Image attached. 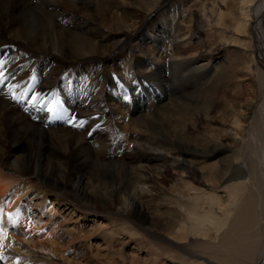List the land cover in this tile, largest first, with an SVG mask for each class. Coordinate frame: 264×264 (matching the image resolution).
<instances>
[{
  "label": "bare ground",
  "instance_id": "6f19581e",
  "mask_svg": "<svg viewBox=\"0 0 264 264\" xmlns=\"http://www.w3.org/2000/svg\"><path fill=\"white\" fill-rule=\"evenodd\" d=\"M170 2L146 0L140 7L127 0H0V258L4 264H89L77 260L78 253L72 255L63 235L91 248L101 232V240L110 245L109 232H121L118 226L100 222L99 214L116 207L133 208L153 222L150 227H156L153 232L163 242L162 253L179 255L184 264H195L187 254L207 264L254 260L263 264V164H255L246 149L250 106L221 110L213 106L219 85L215 77L201 81L217 69L216 59L209 58L205 48L195 55L180 52L184 46L189 49L203 42L204 30L196 25L200 19L196 17L194 24L192 13L186 29L180 30L175 27L177 17L171 19L172 25L154 20ZM243 2H249L250 9L260 5L255 0ZM227 6L226 0L212 5L222 30L227 32L230 26L240 30L254 20L245 7L237 9L238 17L232 13L228 19ZM21 64L28 70L19 75ZM222 70L220 75L227 76V69ZM62 73L68 85L61 82ZM57 81L64 87L60 89ZM81 84L87 90L83 97L76 93ZM138 92L145 94V103L136 101ZM173 97L180 99V110L166 102ZM77 107H84V112L91 108L87 114H95L98 121L107 116L105 124L110 125L114 140L123 139L128 152L106 149L104 142L90 145ZM62 112L77 127L68 129L66 121L56 119L54 115ZM93 153L95 161L98 156L113 161L108 163L112 180L106 178L115 184L109 195L117 197L113 205L91 202V188L103 178L88 180L81 173ZM171 170L175 177L168 184ZM134 179L135 196L121 195L124 183ZM23 206L28 211H22ZM151 206L163 207L162 213L171 218L158 224ZM66 211L72 216L63 219ZM80 218L90 229L98 226V233L81 230ZM153 253L151 264L169 262ZM125 264L149 263L126 259Z\"/></svg>",
  "mask_w": 264,
  "mask_h": 264
},
{
  "label": "rangeland",
  "instance_id": "374dc122",
  "mask_svg": "<svg viewBox=\"0 0 264 264\" xmlns=\"http://www.w3.org/2000/svg\"><path fill=\"white\" fill-rule=\"evenodd\" d=\"M127 1H132L140 7H144L146 2V0ZM216 1L217 0H171L170 5L163 8V10L159 12V16H156L154 20L160 23L164 19L167 20L168 25H172L173 20L171 19L173 17H177L176 20L178 22L175 27L180 30L186 29V27L188 26L187 22L188 20H190L192 13L195 14V16L193 17L194 24L196 17L200 19V21H197L196 25L204 30L203 42L197 44L196 46L193 45L189 49L184 46V48L181 49L180 52L181 54L185 55H195L196 53H201L200 50L202 48H205L210 51L208 57L212 58L213 56L216 59H214V64L217 69L213 71V74L211 73L212 75L210 74L211 76H208L201 82L204 83L206 82V80L210 81L215 77V80L219 87L214 94V97H212V104L213 106L217 107V110H221L226 107H237V105H246V108L250 106L249 111H247V118L249 121L246 124V149L248 150L247 153H249L251 160L255 164H263L261 168L263 169L264 177V0H261L262 3L259 0H255V3L260 2V5L259 7L253 9H250L251 6L249 2H243V0H226V2L228 3L227 11L228 13H230L228 14V19L232 17V13L233 16L238 17L237 9H239L240 7H245L246 10L254 14V20L251 22L247 21V24L243 25L240 30H237L234 26H230L227 32L224 31V29L222 30L218 26V11L212 9V5L215 4ZM251 24H254V27ZM223 32H225V34H223ZM17 63V60H13L12 62L13 65H19ZM20 68L21 70L19 75H22L26 72V70H28L26 65L23 66L21 64ZM223 68L227 69V76H225V72L220 75L219 71H221ZM168 70L172 71L171 69ZM61 76H63V73L60 74L59 78L62 79L61 82L65 86L68 83V78H63ZM57 84L60 89L64 87L63 85H60V81H57ZM81 85L82 86L79 87L76 93L78 96L83 97L85 96V91L87 90L84 84ZM138 95L139 96L136 97V101L138 103H140V101L145 103V94H141L140 92H138ZM172 99L173 100L168 99L166 100V102H172L176 104L172 108L180 110L181 106L180 104H178L181 102L180 99L176 97H173ZM84 107L77 108L82 113L81 119L85 124V127L82 128L83 135L86 136L87 141L92 143L90 145H99V143L101 144L104 142V144H107L106 149L109 147H113L114 149H112L114 151L117 152L118 150V152H120L121 154H126L128 150L127 148H123L124 140L117 139V141H115L114 139L116 138L111 132L112 130L110 125L105 124L108 121L107 116H103V118L100 119V122L97 120L98 116H95V114H87V111H89L91 108L86 109V112H84ZM238 108L239 107H237V109ZM48 112L49 105L48 109L46 110V113ZM111 113L113 115V110H111ZM196 114H198V112H196ZM108 118L111 120L113 116H111L110 114ZM70 120L68 122L66 121L67 123H64L66 125L65 127H68V129H74L73 127H77L76 124L70 123ZM51 128L53 129V127ZM91 157L92 158H89V164L87 163L85 171L81 173L82 177L88 180L90 178H94V180L96 178L99 180L103 178L100 183H95L96 188H91L90 183H88L87 187L88 189L91 188L92 191L91 202L93 204H100L101 202L102 205H105V203H111V205H113L112 202H115L114 200L117 199V197L109 195L114 192L113 189L115 187V184L110 183L111 181L106 180V178H108V180H112L109 177V171H111L109 165L111 164L108 163L113 161L102 159V156H98L99 159H96L95 161V159H93L95 157L94 153ZM104 161L106 164L103 163ZM46 169L49 170L51 169V167L48 166L46 167ZM173 177L175 176L173 171L171 170L165 182L171 184V182L174 181ZM134 181L135 179L131 182L129 181L124 183L125 192L121 193V195L126 193L125 196L127 198L135 196V194H132L135 191L133 188ZM99 184L102 187V189L100 190H98V188L100 187ZM168 197H170V195H168ZM162 199H158L159 203L165 202ZM25 203L26 201L24 200V204ZM23 207L24 208H22V211H28L27 207ZM117 209L119 208L116 207V209L114 210L108 209L106 212H104V216L102 214H99V216L102 217V219H100V222L104 221V225L112 224L118 226V230L121 232L119 234L109 232V234L113 235L114 238H111L112 241L110 245H106L104 239L101 240V232L98 233L97 231H95V229H99L98 226L93 225V229H90L89 226L87 227L88 222L84 221L85 218H80V222H78L77 226L81 230H93V233L96 232L99 234L98 237L95 236L94 240L91 241L92 249L84 242L79 241L78 243L77 241H73L69 237L63 235V237L65 238V245H67L70 251H73L71 252L72 255H77L78 253L77 260H82L89 264H107V261L112 256V264H125L126 259H129L130 261L132 259H140L144 263L147 262L151 264V261H153L155 257V253L153 252H159L160 254H162L160 256H163L164 258L167 257V259L169 260L167 264H184L183 258H181L179 255L162 253V251L160 250V245L162 246L163 242L160 240L161 238L155 235V233L153 232L154 227H150L153 222L151 223L149 220H145L142 215L139 216L137 214L139 212L137 210H134L133 208L130 211ZM161 209L163 210V207L155 208L154 206H151L152 212H154L158 218L154 221H158V224L162 221H168V219L171 218L169 213L164 214L162 213ZM68 212L69 211L62 213L63 219L65 217L64 215L72 216L71 214H67ZM158 214L162 215L163 218ZM95 215V213H92V217H94ZM71 245L74 246L69 247ZM260 252L261 250L258 252L257 257L260 255ZM187 255L188 261H195L192 263L198 264V262H200V264H207V262H205L203 258L201 259L198 257H194L190 254ZM19 262L20 261H18L16 264H19ZM262 263L264 264V261ZM252 264L257 263L254 260L252 261Z\"/></svg>",
  "mask_w": 264,
  "mask_h": 264
},
{
  "label": "snow or ice",
  "instance_id": "6c2138e0",
  "mask_svg": "<svg viewBox=\"0 0 264 264\" xmlns=\"http://www.w3.org/2000/svg\"><path fill=\"white\" fill-rule=\"evenodd\" d=\"M0 63H2V62H0ZM0 75H2V73H0Z\"/></svg>",
  "mask_w": 264,
  "mask_h": 264
}]
</instances>
